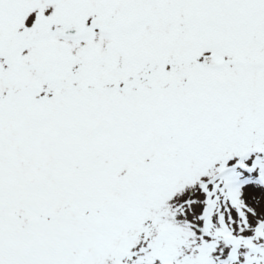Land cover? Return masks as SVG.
Here are the masks:
<instances>
[{"label":"snow or ice","instance_id":"obj_1","mask_svg":"<svg viewBox=\"0 0 264 264\" xmlns=\"http://www.w3.org/2000/svg\"><path fill=\"white\" fill-rule=\"evenodd\" d=\"M0 264H264V0H0Z\"/></svg>","mask_w":264,"mask_h":264}]
</instances>
